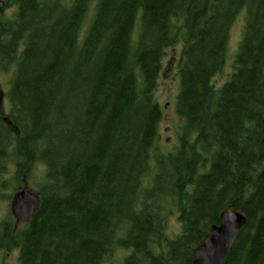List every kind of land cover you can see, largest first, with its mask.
<instances>
[{"label":"trees","instance_id":"16d2710c","mask_svg":"<svg viewBox=\"0 0 264 264\" xmlns=\"http://www.w3.org/2000/svg\"><path fill=\"white\" fill-rule=\"evenodd\" d=\"M8 1L0 67L15 69L0 115V194L10 163L14 181L36 165L45 176L33 217L0 226V250L17 248L18 264H102L118 248L119 264H191L233 207L247 222L222 264H264V0ZM242 11L232 72L216 87ZM178 44V142L161 153L154 93ZM165 206L178 211L173 237Z\"/></svg>","mask_w":264,"mask_h":264},{"label":"rangeland","instance_id":"374dc122","mask_svg":"<svg viewBox=\"0 0 264 264\" xmlns=\"http://www.w3.org/2000/svg\"><path fill=\"white\" fill-rule=\"evenodd\" d=\"M6 2V0H3ZM11 1L7 0L6 6L1 10L0 17L2 20H10L13 18L14 9H12ZM12 7V8H11ZM91 13H88L87 18L85 19L80 34L82 35L84 29L86 28ZM245 24L244 11L240 12L233 22L230 30L229 37L226 45V57L222 69L214 76L213 83L216 87L221 86L225 80L228 79L229 75L232 72L233 65V56L235 55L239 42L242 37L243 28ZM137 31V29H136ZM137 32L134 33L136 36ZM180 45H175L166 48L165 55L162 59V66L158 77L157 88L154 93V98L156 102L164 108L167 105V108L164 109V116H168V119L163 120L159 128V141H158V151L161 153H167L172 151L178 142L179 126L180 121L175 112V100L178 92V60L180 56ZM15 66L11 65L6 70H3L0 67V115L7 116L9 113V105L7 93L10 86V82L14 73ZM169 128L168 132H165V129ZM169 138V142H165V139ZM14 167L10 163L8 167L7 174H5V180L7 184L4 186L5 189H2L0 194V226L3 224L10 225L11 227L18 228L24 223L23 220L18 217L15 220V217L11 214L10 203L14 194L23 187L24 181L27 183V187L34 192L41 188L44 184L45 176V167L43 165H36L30 171L29 177L22 179L20 176L19 181H14L13 178ZM151 183V177L148 176L144 180V185L148 187ZM178 211L173 207L165 206L163 208V217L165 219V230L164 234L173 237L180 230V224L177 220ZM126 251L123 249H116L114 253L102 264H119L124 256ZM0 264H18V249H11L6 251L4 249L0 250Z\"/></svg>","mask_w":264,"mask_h":264},{"label":"water","instance_id":"95a60500","mask_svg":"<svg viewBox=\"0 0 264 264\" xmlns=\"http://www.w3.org/2000/svg\"><path fill=\"white\" fill-rule=\"evenodd\" d=\"M2 5L3 2L0 0V8ZM165 108H167V105H165ZM167 119L168 116L165 117V120ZM167 130L168 128H166ZM168 141L169 139L166 140V142ZM22 186L12 198L10 211L15 217L30 220L39 205V197L27 187L25 181ZM220 220V225L212 227V232L199 241L192 264H221L234 237L245 223V216L239 211L227 209L221 214Z\"/></svg>","mask_w":264,"mask_h":264},{"label":"bare ground","instance_id":"6f19581e","mask_svg":"<svg viewBox=\"0 0 264 264\" xmlns=\"http://www.w3.org/2000/svg\"><path fill=\"white\" fill-rule=\"evenodd\" d=\"M2 2H3V5H2V7L0 8V10H2L3 8H4V5H5V2L3 1V0H1ZM15 6H16V4H15ZM90 19V18H89ZM84 20V19H83ZM65 51V50H64ZM80 60V59H79ZM81 75V74H80ZM62 77V76H61ZM78 91V90H77ZM76 92V91H75ZM82 92V91H81ZM84 94V93H83ZM77 95V94H76ZM164 108H165V106H164ZM166 109V108H165ZM165 117L166 116H164V119H165ZM166 121V120H165ZM168 130H169V128H168ZM168 130L166 131V129H165V132H168ZM167 139H169V138H167ZM167 139H165V142H166V140ZM169 141H170V139H169ZM168 141V142H169ZM36 193V192H35ZM37 194V193H36ZM38 195V194H37ZM39 197V196H38ZM39 201H40V199H39ZM227 209H232V210H234V211H239V212H241V213H243V215L245 216V223L240 227V229H239V231L237 232V234H236V236L234 237V240H233V242H232V244L230 245V247H229V249H228V251L230 250V248H231V246L233 245V243L235 242V239H236V237L238 236V234L240 233V231L244 228V226L246 225V222H247V217H246V215L244 214V212L243 211H241V210H239V209H234L233 207H225L221 212H220V214H219V221H218V223L217 224H213V225H211L210 227H209V230L206 232V233H204L203 235H202V237L198 240V242H197V244H196V246H195V254H194V256H193V258L195 257V255H196V252H197V245H198V243H199V241L205 236V235H207V234H209V233H211L212 232V227H218L219 225H220V222H221V214L225 211V210H227ZM13 215V214H12ZM14 216V215H13ZM15 217V216H14ZM17 218L18 217H15V220H17ZM21 218V217H20ZM22 220H23V222L24 223H26V222H28L29 220H25V219H23V218H21ZM21 227V226H20ZM19 228V227H18ZM14 229H16V228H14ZM228 251H227V253H228ZM227 253L225 254V256L227 255ZM225 256H224V259H225ZM193 258H192V260H193ZM223 259V260H224ZM223 260H222V262H223ZM191 264H192V261H191ZM222 264V263H221Z\"/></svg>","mask_w":264,"mask_h":264}]
</instances>
